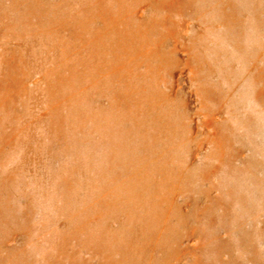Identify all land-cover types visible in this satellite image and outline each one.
<instances>
[{
	"label": "rangeland",
	"instance_id": "1",
	"mask_svg": "<svg viewBox=\"0 0 264 264\" xmlns=\"http://www.w3.org/2000/svg\"><path fill=\"white\" fill-rule=\"evenodd\" d=\"M164 9L0 0V264L254 263L216 199L183 184L203 166L180 56L197 27L185 0L190 20Z\"/></svg>",
	"mask_w": 264,
	"mask_h": 264
},
{
	"label": "bare ground",
	"instance_id": "2",
	"mask_svg": "<svg viewBox=\"0 0 264 264\" xmlns=\"http://www.w3.org/2000/svg\"><path fill=\"white\" fill-rule=\"evenodd\" d=\"M185 1L197 29L180 56L188 58L191 49L194 67H184L202 104L203 166L187 168L183 184L204 186L216 199L208 205L211 211L216 206L215 224L229 223L252 241L253 264H264V0ZM150 2L172 13L184 7V0Z\"/></svg>",
	"mask_w": 264,
	"mask_h": 264
}]
</instances>
